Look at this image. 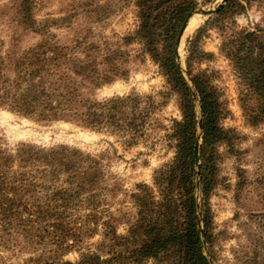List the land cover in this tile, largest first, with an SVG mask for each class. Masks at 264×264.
<instances>
[{
  "label": "trees",
  "instance_id": "trees-1",
  "mask_svg": "<svg viewBox=\"0 0 264 264\" xmlns=\"http://www.w3.org/2000/svg\"><path fill=\"white\" fill-rule=\"evenodd\" d=\"M212 1L118 0L133 7L135 25L114 40L98 38L91 23L115 11L111 0H68L58 16L48 13L42 19L36 12L44 0L12 1V36L0 50V108L39 122L104 130L132 145L155 123L152 98L132 94L98 100L95 93L127 78L131 55L125 48L139 45L175 96L181 119H172L166 132L172 160L154 172L151 186L139 183L130 195L135 215L124 235L117 233V220L106 210V197L116 188L107 183L98 157L65 145L19 144L12 150L0 145V243H16L19 232L29 242L51 243L54 259L34 264H217L209 200L218 185L220 147L232 144L221 125L226 113L221 92L196 65L212 56L201 48L208 31L224 33L235 15L261 0H226L187 41L185 65L198 97V116L177 46L193 12ZM54 29H70L69 43L58 40ZM19 30L32 33L35 42L21 47ZM220 51L256 102L252 122L264 120V38L258 32H234ZM99 230L101 243L108 240L114 248L105 258L85 251L76 262L60 259L72 249L68 243H82Z\"/></svg>",
  "mask_w": 264,
  "mask_h": 264
},
{
  "label": "rangeland",
  "instance_id": "rangeland-1",
  "mask_svg": "<svg viewBox=\"0 0 264 264\" xmlns=\"http://www.w3.org/2000/svg\"><path fill=\"white\" fill-rule=\"evenodd\" d=\"M13 0H0V50L9 45L12 36L8 23L14 12L9 10ZM68 0H48L38 6L37 19L51 13L58 16ZM104 1V0H102ZM115 11L102 21H92L97 37L116 39L133 30L135 18L133 7L125 2L111 0ZM222 0H213L200 10L215 8ZM216 14V13H214ZM194 13L198 26L213 16ZM83 19H81L82 23ZM195 30L179 44L178 58L187 78L186 47ZM239 31L258 32L264 38V0L246 7L226 25L223 33L217 28L208 31L201 42L202 51L212 56L205 57L197 68L206 70L221 92L225 115L221 125L229 132L232 146L220 147L218 185L209 204L216 234L215 255L217 264H264V120L252 122L256 102L243 86L230 62L220 51L224 39ZM58 40L69 43L73 32L69 29H54ZM20 46L27 47L35 42V36L19 30ZM130 53L126 67L127 78L103 85L96 90L98 100L115 96L137 95L152 98L156 108L151 117L146 135L132 145L106 131L86 129L72 122H39L0 108V145L12 150L19 144H30L40 148L65 145L85 154L98 157L106 174V181L116 188L112 196L106 197V210L116 218L115 227L124 235L127 223L135 215L130 197L139 183L152 185L156 170L169 163L174 155L173 145L166 137L172 119H181L176 98L171 94L157 66L143 54L139 45L125 48ZM196 107V104H195ZM196 112L198 114L197 108ZM200 198V196H199ZM16 243H0V264H34L54 259L51 243L29 242L26 233L16 234ZM103 241L102 230L86 238L82 243H68L72 249L60 254V259L76 262L80 253L91 251L105 258L113 246ZM117 248V247H115ZM148 264H154L149 262Z\"/></svg>",
  "mask_w": 264,
  "mask_h": 264
},
{
  "label": "water",
  "instance_id": "water-1",
  "mask_svg": "<svg viewBox=\"0 0 264 264\" xmlns=\"http://www.w3.org/2000/svg\"><path fill=\"white\" fill-rule=\"evenodd\" d=\"M225 2H226V0H222V3H221L219 6H217V7H215V8L208 9V10H200L199 8H197V9L193 12V14H194V13L201 12V13L204 14V15H208V16H210V15H212V14L217 13L218 11H220L221 8L224 6ZM190 19H191V17H190V18L187 20V22L185 23V25H184V27H183V30H182V33H181V35L179 36V39H178V46H177V55H178V47H179V44H180V42H181V37H182L183 32H184V29H185V27H186V25L188 24V22H189ZM178 63H179V65H180L179 58H178ZM180 68H181V70H182V72H183V75H184L185 79L187 80L189 86L191 87V89H192L193 92H194V95H195V104H196V108H197L198 116H199V115H200V109H199V103H198V97H197V94H196V92H195V90H194V87H193L192 82L187 78L186 73L184 72V69L182 68L181 65H180ZM201 133H202V132H201V126L199 125V129H198V137H197V143H196V149H195L196 153H198V148H199V145H200V143H201ZM198 207H199V206H198Z\"/></svg>",
  "mask_w": 264,
  "mask_h": 264
},
{
  "label": "bare ground",
  "instance_id": "bare-ground-1",
  "mask_svg": "<svg viewBox=\"0 0 264 264\" xmlns=\"http://www.w3.org/2000/svg\"><path fill=\"white\" fill-rule=\"evenodd\" d=\"M198 23H199V19L197 18V16L191 17V19L189 20L188 24L184 29L183 35L181 37V43H183L184 39L187 38V36H189V34L195 30V28L198 26Z\"/></svg>",
  "mask_w": 264,
  "mask_h": 264
}]
</instances>
